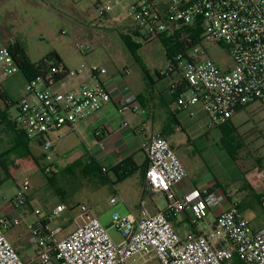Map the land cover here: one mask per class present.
I'll list each match as a JSON object with an SVG mask.
<instances>
[{"label": "built area", "instance_id": "obj_1", "mask_svg": "<svg viewBox=\"0 0 264 264\" xmlns=\"http://www.w3.org/2000/svg\"><path fill=\"white\" fill-rule=\"evenodd\" d=\"M91 1L103 18L112 10L110 2ZM130 11L147 42L166 37L183 43L162 73L174 77L170 87L179 109L201 105L206 129L221 127L249 105L257 104L264 111V0H135ZM203 41L225 46L233 65L222 70L208 56ZM102 46L109 48L111 43L106 40ZM86 47L78 44L82 54ZM20 72L11 43L0 36V85ZM129 74V67L119 72L122 80ZM64 76L70 81L90 78L94 82L70 90L54 89ZM108 77L103 64L83 63L68 69L47 61L37 76L26 79L25 96L17 104L22 131L31 140H41L46 151L53 150L52 134L64 127L74 129L113 101ZM117 105L121 113L140 109L138 96L131 92ZM105 128L101 126L96 136ZM98 146L104 149V140ZM144 152L147 189L154 197L165 196V209L152 213L143 196L137 218L115 213L113 226L123 237L117 244L94 207L80 205L74 229L60 238L63 227L52 228L51 220L66 213L68 206L59 203L47 214L41 209L21 212L30 191L24 179L10 202L13 213L0 215V264H135L136 260L146 264L152 258L161 264H264V227L252 226L229 190L194 186L178 152L159 134L149 137ZM117 201L112 197L110 203ZM31 216L34 221L29 220ZM168 216H185L192 229L182 237ZM23 225L27 232L21 244L36 249L30 261L22 259L6 235L7 229Z\"/></svg>", "mask_w": 264, "mask_h": 264}, {"label": "rangeland", "instance_id": "obj_2", "mask_svg": "<svg viewBox=\"0 0 264 264\" xmlns=\"http://www.w3.org/2000/svg\"><path fill=\"white\" fill-rule=\"evenodd\" d=\"M99 1L112 4V10L106 18H101L100 8L91 0H0V21L5 22L7 28V34L2 38L6 43H22L28 60L34 64L57 52L67 67L72 69L83 63L103 64L108 70L127 66L131 71L130 87L137 95L141 92L145 94L144 90L154 88L152 83L157 82L159 75L169 67L163 40L147 42L144 39L138 23L131 19L130 7L135 0ZM106 40L111 43L109 48L102 46ZM80 43L87 46L85 58L78 49ZM203 45L208 56L222 70L233 65L225 46L207 41H203ZM25 86L26 78L21 72L4 83V88L15 102L25 95ZM59 88L60 84L54 86V89ZM196 106L195 109L183 111L180 116V121L184 128L189 129L190 134L203 124V109L201 105ZM0 108L9 110L12 117L18 116L16 104L8 109L7 103L0 98ZM191 112L194 113L192 116ZM127 113L134 115L132 112ZM118 114L116 111V115ZM144 118L140 114L136 121ZM231 121L245 145L239 146L237 151L241 168L231 161L223 149L218 131L201 136L195 145L187 142L185 133H181L185 149L178 155L190 174L198 175L200 172L207 180H213L221 188L229 190L233 194L232 199L239 201L247 209L244 215L252 226L262 228L264 209L257 196H264V111L257 104L249 105L237 112ZM56 136L57 134L51 135L55 146L50 151H46L35 139L31 140L30 149L37 164L25 166L18 155H10V170L15 174V179L6 178L0 166V205L10 199L16 185L26 178L30 183L29 201L34 209L39 208L47 214L58 200L64 201L68 206L66 213L51 220L52 228L63 227L60 238L74 229L73 218L79 217V206L91 204L112 239L119 244L123 237L113 226L112 216L118 213L125 217L129 209L121 202L114 205L110 203V199L114 197V185L109 179L115 180L114 174L87 175L85 167L76 166L89 149L88 138L81 132L69 133L59 140ZM10 144L9 136L0 133V154L7 151ZM47 156H51V159H47ZM40 168H50L55 173L49 175L54 177L55 187L49 183ZM141 184L148 208L153 206L164 209L167 205L165 196L159 194L154 197L153 193H149L140 172L115 186L128 196L130 209L136 212L130 195L140 190ZM146 264L161 263L152 258Z\"/></svg>", "mask_w": 264, "mask_h": 264}, {"label": "crops", "instance_id": "obj_3", "mask_svg": "<svg viewBox=\"0 0 264 264\" xmlns=\"http://www.w3.org/2000/svg\"><path fill=\"white\" fill-rule=\"evenodd\" d=\"M6 34H7L6 23L0 21V36L4 37V35ZM83 56L85 58V53L83 54ZM65 66L67 67L66 64ZM68 69H72V68H68ZM122 69L116 68L109 70L108 85L113 95V101L111 103L106 104L101 110L92 113L88 118L79 122L74 129L69 127H64L59 132L54 133L57 134L56 138L59 140L58 137L60 134H64L65 136L68 135L69 133L81 132L83 136H85V138H88V146H89L88 147L89 149L86 150L83 158L84 157L88 158V161L90 160V163L98 162L102 166L108 168L123 161L126 158L132 157L138 165H142L147 161L146 154L144 152V144L153 134H159L167 138L170 141L172 147L179 154L180 151L185 149V145L183 143L184 141L181 138V133H185L187 142L191 143L192 145H195L196 140L200 139L201 136L210 134L213 131L215 132L218 131L220 133L219 128H212V129L205 128L203 122L204 114H202L201 117L203 123L202 127L196 128V130L192 134H190L189 129L184 128L183 123L180 121L181 113L185 110H181L178 108L176 101L173 98V94L168 89L169 82L167 79L159 77L157 82L152 83V85H154V88L152 87V89L149 91L148 89H145L144 90L145 94L141 92L140 94L137 95L132 90L129 84V75L131 74V71L130 74L127 77H125L124 80H122L119 76V72ZM84 82L91 83L94 82V79L86 78L85 80L77 79L76 81H70L68 78H65L61 81L59 89L62 88L67 90L74 89L79 87ZM0 90L2 94L7 95L11 100H13L10 93L4 88V83L0 85ZM129 92L137 95L140 103V109L138 110L137 113H134L133 116H130L127 112L121 113L117 108L118 106L117 104L119 103V101H121L122 98ZM0 98L2 99L1 95ZM196 107L197 106H194L190 109H195ZM9 108L10 107H8V109ZM116 111H118L119 113L118 115H116ZM140 114L142 115L143 118L146 114V118L141 120L142 123H140L141 122L140 119L136 121V118ZM193 114L194 113L191 112V116ZM171 115L174 116V118L179 122V124H175V123L170 124ZM17 118L18 116L16 117L10 116L9 110H4L0 108V128H2L0 129V133L3 135H8L11 143L7 148L8 150L5 151L7 153L9 152V149H11L15 144L16 130L21 129ZM101 126L107 127L105 128L106 132H103L99 136H96V131ZM89 135H91V137H89ZM103 140L105 142V148L101 149L98 146V142ZM5 152L1 154H4ZM10 157H9V162H10ZM21 160L23 161V165L25 166L27 164L28 165L35 164L28 160H24V159ZM12 167L14 169V165H12ZM187 172L189 176V181L199 189L207 188L209 186H213L216 184L215 181L207 180L206 178H204L200 172L198 173V175L190 174L188 170ZM12 174L15 177V174L13 172ZM1 185L2 183L0 184V186ZM141 186L142 187L140 190H136L134 191L133 194L130 195L131 196L130 199L134 201V208L136 209V212H133L130 209L131 206H129V203L131 202L128 200L129 199L127 198L128 196L124 194L122 190L116 188L115 185L113 186L114 187L113 195L114 197L118 198L117 203L120 202L124 203L126 207L129 209L126 216H132L134 218H137L139 216V210H140L139 200L141 197L143 196L145 197L143 184H141ZM17 187L18 185H16V188L14 189L10 199L8 201L3 202L0 205V215H4V214L11 215L13 213L10 202L14 198L17 192ZM30 195L31 194H28L27 204L23 208V210H21V212H28V214H30L34 210L32 203H30L29 201ZM59 203H65V202L62 200H58L55 202L53 207ZM148 209L152 213H155L158 210H163V209L155 208L153 206L151 208L149 207ZM29 220L34 221L35 217L31 216ZM172 222L174 224L175 229L182 237H184L192 229L185 216L176 217L173 219ZM21 227L23 228L7 229L6 235L8 238L9 237L11 238L10 241L13 243L14 247L17 249L22 259L24 261H30L34 256V252L36 249L28 248L21 244L20 239L27 232V228L25 225ZM135 264H141V261L136 260Z\"/></svg>", "mask_w": 264, "mask_h": 264}, {"label": "trees", "instance_id": "obj_4", "mask_svg": "<svg viewBox=\"0 0 264 264\" xmlns=\"http://www.w3.org/2000/svg\"><path fill=\"white\" fill-rule=\"evenodd\" d=\"M160 39L163 40V43L165 45L166 57L169 63L171 64L173 57L183 47V43H174L172 39L166 37H162ZM11 50L16 59V62L19 64L20 68L22 69V73L26 79H31L37 76L39 74V68L44 66L47 63V61L52 60L56 64L59 65L61 64L65 66L62 57L57 52L51 53L46 58L34 64L28 60L26 50L22 45V43H20L19 41H15L14 43H11ZM146 74H148V72H146ZM159 77L168 80L169 82L168 89L171 92L170 82L172 81V79H174L173 75L165 76L160 74ZM64 78L65 76L60 77L56 82L62 81ZM0 95L2 99L7 103L8 107H10L13 104H18V102L16 103L15 101L11 100L7 95L2 94L1 90H0ZM175 97H176L175 94H173L174 99H176ZM172 123L179 124V122L174 118V116L171 115L170 124ZM219 130L221 134V143L223 149L227 152L231 161L234 162L238 168H241L239 163V158L237 156V151L239 146L244 145V142L242 138H240L239 135L237 134V128L233 126L232 121L230 120L229 122L219 127ZM15 133H16V139L14 146L11 149H9L8 153L5 152L4 154L0 155V166L6 174V178H15L10 170V165H9V157L11 154H16L21 159L28 160L32 163L37 164V160L30 149L31 139L28 138L27 135H25L22 129L16 130ZM37 142L41 145V140H37ZM86 159L87 158L85 157L81 158V160L78 163H76V166L85 167V173L87 175L89 174V175L97 176L100 174L108 175L109 172L113 173L115 176V180H112L111 178L109 179L113 185L123 182L125 179L137 174L138 172L141 173L143 180L145 181V170L147 167V161L142 165H138L132 157H129L107 168L105 166H102L98 162L90 163V160L86 161ZM40 170L46 176L49 183L55 187L56 184L54 177H49L50 174L54 175L55 173H53V171H47V168L46 169L40 168ZM1 183L2 180H0V184ZM215 188H221V187L218 185V183H216L215 185H213L212 189ZM263 197L264 196L261 195L257 196L260 203H262ZM239 207L243 213L247 210L243 205H240ZM168 217L170 218V220L173 221L174 218H172L171 216Z\"/></svg>", "mask_w": 264, "mask_h": 264}]
</instances>
